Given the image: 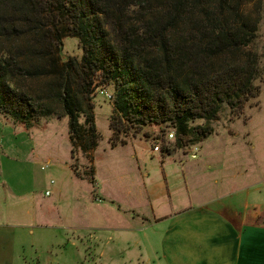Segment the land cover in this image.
I'll return each instance as SVG.
<instances>
[{
    "label": "trees",
    "instance_id": "1",
    "mask_svg": "<svg viewBox=\"0 0 264 264\" xmlns=\"http://www.w3.org/2000/svg\"><path fill=\"white\" fill-rule=\"evenodd\" d=\"M253 1L0 0V37H30L21 51L0 54V116L26 126L56 116L18 81L59 73L63 90L50 99L69 118L75 162L77 149L90 156L101 139L95 87L114 92L113 148L153 125L173 129L179 146L186 136L203 140L212 129L197 121L213 122L223 104L239 113L260 92L259 58L246 50L260 30V18L244 13ZM65 34L79 40L83 57L61 67L55 54ZM72 168L96 187L94 168L85 176Z\"/></svg>",
    "mask_w": 264,
    "mask_h": 264
},
{
    "label": "rangeland",
    "instance_id": "2",
    "mask_svg": "<svg viewBox=\"0 0 264 264\" xmlns=\"http://www.w3.org/2000/svg\"><path fill=\"white\" fill-rule=\"evenodd\" d=\"M244 13L251 19L261 20L258 39L246 49L259 58L262 76L256 82L260 86L258 97L248 100L239 113H234L228 105L223 104L216 120L211 123L197 121L194 124L206 125L212 129V134L203 140L186 136L181 147L173 129L153 125L146 127L138 138L129 139L126 145L118 143L113 148V133L110 130L113 101L100 96L95 87L94 114L101 139L90 156L77 149L75 162L72 159L69 118L64 115L62 106L50 99L55 91L63 90L60 83L65 80L60 79L59 73H49L18 81L19 87L30 96L51 104L56 114L49 119L34 121L29 126L17 124L28 130L9 124L11 121L8 119L7 124L0 122V141L5 150L11 148V154L16 158H2L4 167L0 177L8 176L12 186L20 188L22 192H29L41 205H60L62 219L53 222L55 228L38 230L35 241H71L67 248L70 253L69 264H168L165 257L161 256L158 243L163 231L151 227V208L143 204L148 201L145 197L149 195L144 193L157 183L152 182V179L163 180L164 175L183 173V165H176L174 156L167 155V151L178 158L190 159L191 164H198V167L188 164L183 168L193 181L189 184L191 193L207 191L206 195L209 196L208 192L212 191L226 192L233 183L222 180L234 176L236 171L248 172L250 177L246 178V184L256 183L254 186H257L258 181L264 180V0L248 2L244 6ZM21 38L15 35L0 37V54L6 50L18 52L20 47L26 48L29 43L27 38L30 37ZM55 56L61 67L69 59L80 62L83 51L79 40L65 34L62 49ZM217 66L222 65L220 63ZM76 78L73 72L71 80L74 91L77 88ZM107 89L114 93L111 88ZM170 133L174 134L171 141L168 140ZM147 135L150 138L145 137ZM157 145L162 151L153 153ZM17 150H21L20 155H17ZM162 160H166L167 164L164 165ZM73 163L84 176L86 172L91 174L94 168L96 187L88 180H79L72 170ZM43 167L45 170H42ZM198 171L205 173L204 183H201V178L195 179ZM215 179H221L222 185H215ZM3 183H0L2 188L5 186ZM163 183L166 192L169 185L170 190L175 189L180 181ZM263 184L261 182L258 185ZM47 191L52 193L51 196H45ZM137 193L142 195L140 200L137 199ZM80 196H84L89 204L83 223L80 221L79 215L83 211L79 204L74 218L68 211L73 199ZM68 225H75L76 230L69 231L66 228Z\"/></svg>",
    "mask_w": 264,
    "mask_h": 264
},
{
    "label": "crops",
    "instance_id": "3",
    "mask_svg": "<svg viewBox=\"0 0 264 264\" xmlns=\"http://www.w3.org/2000/svg\"><path fill=\"white\" fill-rule=\"evenodd\" d=\"M0 122L7 124L9 121L0 116ZM0 151L2 172V158H16L11 154V148L4 149L2 141ZM16 153L20 155L21 150ZM167 155L174 156L173 162L183 168L188 164L198 167L197 163L191 164L190 159ZM162 163L165 165L167 161L162 160ZM183 168L182 174L164 175L163 180L152 179L156 185L144 193H149L145 197L148 201L143 204L151 208V227L163 231L158 241L161 256L168 264H264V184L258 185L264 180L258 181L257 186H254L256 183L246 184V178L250 177L248 172L236 171L234 176L222 180H230L232 188L222 193L220 190L208 192L207 196V191L190 192L189 184L193 181ZM205 176L204 172L198 171L195 179L201 178L204 183ZM9 181L8 176L0 177V183L8 185L0 186V264H69L67 248L71 241H35L38 230L55 228L53 222L62 219L60 205H41L32 194L22 192ZM171 181L180 183L172 190L169 185L168 191L164 192L163 182L170 184ZM214 184L221 186V179H215ZM47 192L45 196H51L52 193L47 195ZM141 198L139 193L137 199ZM78 204L83 211L79 215L83 223L89 208L84 196L74 198L68 211L74 218ZM66 228L76 230L75 225Z\"/></svg>",
    "mask_w": 264,
    "mask_h": 264
},
{
    "label": "built area",
    "instance_id": "4",
    "mask_svg": "<svg viewBox=\"0 0 264 264\" xmlns=\"http://www.w3.org/2000/svg\"><path fill=\"white\" fill-rule=\"evenodd\" d=\"M98 93H99L100 96L105 98L107 101H113L114 100V94L111 93L107 88L99 87L98 88ZM173 139H174V134L170 133L168 135V140L171 141ZM161 151H162V149L158 145L153 148V152H155V153H160ZM196 151H198V149ZM193 158H196V156H193ZM42 170H45V168L43 167ZM53 183H54V181H52V184ZM50 194H51V192H47V195H50Z\"/></svg>",
    "mask_w": 264,
    "mask_h": 264
}]
</instances>
